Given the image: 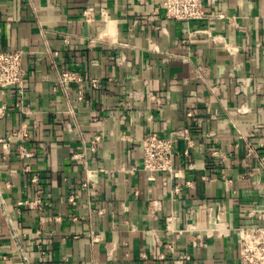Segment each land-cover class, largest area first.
Segmentation results:
<instances>
[{"label": "crops", "instance_id": "obj_1", "mask_svg": "<svg viewBox=\"0 0 264 264\" xmlns=\"http://www.w3.org/2000/svg\"><path fill=\"white\" fill-rule=\"evenodd\" d=\"M164 2L0 0L27 74L0 88V264H240L264 226V0ZM151 133L178 175L143 169Z\"/></svg>", "mask_w": 264, "mask_h": 264}, {"label": "built area", "instance_id": "obj_2", "mask_svg": "<svg viewBox=\"0 0 264 264\" xmlns=\"http://www.w3.org/2000/svg\"><path fill=\"white\" fill-rule=\"evenodd\" d=\"M164 8L168 19L181 22L203 20L207 15L205 0H165ZM24 59V52L21 50H0V88H16L20 94L23 93L27 75ZM81 81L78 74L72 71H64L59 76V83L63 87ZM93 85L97 87V81H93ZM175 135L184 138L190 145L192 144L189 130L178 131ZM96 140L100 141V137ZM142 148L145 171L150 174L166 172L178 175L174 168L173 139L151 133L142 140ZM219 224L217 220L216 225ZM238 233L240 264H264V226L240 227Z\"/></svg>", "mask_w": 264, "mask_h": 264}]
</instances>
